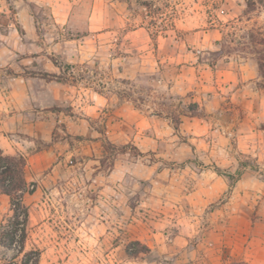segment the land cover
I'll return each instance as SVG.
<instances>
[{
  "label": "rangeland",
  "instance_id": "1",
  "mask_svg": "<svg viewBox=\"0 0 264 264\" xmlns=\"http://www.w3.org/2000/svg\"><path fill=\"white\" fill-rule=\"evenodd\" d=\"M261 60L264 0H0V130L34 190L26 250L264 264ZM11 216L0 189V226ZM17 258L0 244V264Z\"/></svg>",
  "mask_w": 264,
  "mask_h": 264
},
{
  "label": "trees",
  "instance_id": "2",
  "mask_svg": "<svg viewBox=\"0 0 264 264\" xmlns=\"http://www.w3.org/2000/svg\"><path fill=\"white\" fill-rule=\"evenodd\" d=\"M259 69L264 77L262 60L259 61ZM175 129L178 130L177 127ZM218 174L226 176L230 180L231 187L239 180L233 174L221 173L220 170ZM28 186L26 159L22 156L6 155L0 148V189L11 198L12 211V216L0 226V244L16 251L18 255L17 259L3 261L2 264H40V250H26L30 213L24 196L26 193L33 194L34 192V190H29Z\"/></svg>",
  "mask_w": 264,
  "mask_h": 264
},
{
  "label": "crops",
  "instance_id": "3",
  "mask_svg": "<svg viewBox=\"0 0 264 264\" xmlns=\"http://www.w3.org/2000/svg\"><path fill=\"white\" fill-rule=\"evenodd\" d=\"M59 97L56 96L55 99H58ZM16 124V123H15ZM46 122L41 123L42 126H44ZM49 126V123H47ZM18 126V125H17ZM14 137V136H12ZM40 139H43L45 142L51 141V130L49 129L48 132H43L41 136H39ZM16 142H13L9 136H7L5 133L1 132L0 130V148L3 150L4 153L10 154L12 152H15V146ZM44 156L46 157L47 152H43Z\"/></svg>",
  "mask_w": 264,
  "mask_h": 264
}]
</instances>
